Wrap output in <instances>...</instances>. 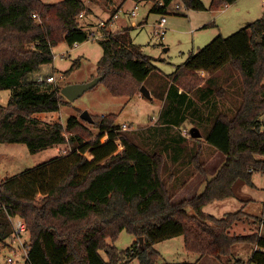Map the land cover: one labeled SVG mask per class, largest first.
Here are the masks:
<instances>
[{"label":"trees","instance_id":"1","mask_svg":"<svg viewBox=\"0 0 264 264\" xmlns=\"http://www.w3.org/2000/svg\"><path fill=\"white\" fill-rule=\"evenodd\" d=\"M172 1L156 0L150 11L166 14ZM178 1L199 11L218 10L236 0H211L208 6L201 0ZM81 12L89 13L83 0H0V89L11 90L7 104H0V143H24L30 153L69 145L64 153L0 180V242L13 236L11 218L18 216L29 238V264H127L133 258L139 264H193L160 261L154 244L178 235H183L187 251L211 255L221 263L226 259L224 264H264V236L258 230L264 222V205L260 215L243 208L220 218L202 213L205 204L235 195L237 182L253 187L252 175L264 174V13L189 53L169 76L168 89L153 90L154 96L164 98L167 116L173 96L180 99L189 91H201L199 84L209 78L197 71L212 73L228 65L242 80L241 101L233 116L211 117V127L204 133L206 142L224 156L223 163L208 177L204 162L193 152L190 161L205 176L204 185L175 201L164 177L167 162L161 152L150 153L137 144L113 114L93 118L96 133L73 115L63 125L58 115L60 88L38 80L40 75H53L44 67L53 62L55 45L87 40L90 30L80 25ZM99 42L103 54L97 75H104L100 82L112 95L132 97L142 84L148 85L155 67L127 30L109 32ZM117 140L123 145L119 152ZM171 148L172 162H178L183 146ZM187 206L195 213H188ZM244 220L256 228L230 233ZM123 230L136 240L118 249L114 242ZM243 243L252 246L248 258L232 259L235 246Z\"/></svg>","mask_w":264,"mask_h":264},{"label":"rangeland","instance_id":"2","mask_svg":"<svg viewBox=\"0 0 264 264\" xmlns=\"http://www.w3.org/2000/svg\"><path fill=\"white\" fill-rule=\"evenodd\" d=\"M59 1L62 0H43L45 3H56ZM83 1L86 7L90 9L89 14H92V16H88L93 19L86 17L88 13L81 12L82 16L87 18L86 20L85 17L78 16L81 26L90 30L92 25H86L85 23L88 21L96 22L97 19H106L112 14V11H115L117 17L112 24L113 30L120 29L121 26L127 27L128 36L132 43L140 49L142 54L151 57L155 69L147 79L148 85L145 86L150 90L152 98H146L140 91L132 97L114 96L102 82H99L73 101H69L63 96L58 111L61 123L64 125L70 116H77L96 133L97 128L79 117L83 110L88 111L92 118L96 116L102 117L107 114L116 115L115 122L118 125L122 123L128 124L126 132L132 135L133 140L137 144L146 148L150 153L157 151L163 154L167 162V171L164 173V177L168 180V188L173 192L175 201L188 198L194 193L201 191L205 176L195 170L193 162L190 161V155L197 151L198 157L204 162L205 175L208 177L214 175L223 163L224 156L206 142L204 133L211 127V117L219 113L233 116L236 107L241 101V77L228 65L212 73L197 71L200 76L209 79L206 83L201 82L199 84L201 91H189L184 98L180 99L177 96H173L169 103L171 109L167 116L163 115V111L166 110L164 98L154 96L153 90L162 91V89H168L171 84L169 76L173 75L178 67L186 61L189 53L197 51L218 35L228 36L246 24L260 18L264 13V0H236L234 3L227 5L225 13H220L221 16L218 20L210 22L204 28L201 27V30L194 28L190 9H186L181 3L180 5L183 8L180 13L176 11L175 5L180 3L178 0L171 2L166 14L150 11L153 2L156 0H140L139 2L135 0H122V2L113 0L111 7H109V0ZM134 5L138 6V15L130 17L128 14L131 10H134ZM161 16H165L167 19L163 40L154 33V25ZM188 19L193 26H191ZM131 22L135 24L131 25ZM141 23L143 24L140 25ZM136 24L138 25L135 26ZM93 26L95 27V25ZM191 28L193 32H191ZM198 30L201 31L200 34H203L201 38L205 36V39L200 41V44V34H196ZM99 41L85 40L79 43L76 42L73 45H69L66 41H61L55 45L52 48L53 62L44 67V71L51 72L55 76V81L49 83L61 89L69 83H82L98 76L97 62L103 54V48ZM76 61L78 62L71 72L65 74ZM179 92H181V88H179ZM10 96V89H0V104L6 105ZM261 120L263 122L262 129L264 130V113L261 115ZM191 127H197L201 132V136L197 140H194L195 138L189 135ZM66 136H69V133H66ZM106 138V135L103 136L101 141H105ZM175 145L183 146V154L177 160L178 162L173 163L172 156L174 151L171 146ZM117 146V152L123 149V145L119 140H117ZM56 147H59V149ZM68 149V144H61L48 147L37 153H30L24 143L1 142L0 180L15 176L60 153H64ZM85 156L89 160L92 159L88 152H85ZM252 181L256 184L254 189L261 190L262 195L264 193V174L254 173ZM246 186L241 182H237L235 195L205 204L202 207V213L220 218L227 213L242 209V202L246 203V201H242L241 198H245L248 194L252 195L251 188ZM258 206L260 205L252 203L249 209L254 213L258 211ZM186 210L190 214L195 213L190 206H187ZM245 211L248 210L246 209ZM254 228L256 227L251 224L250 220H244L234 224L230 229V233H249ZM19 236L22 244L29 243L27 232L23 231ZM14 239L15 236L13 235L5 242H0V260L7 256L14 257L13 249L20 251V254H22L20 242L18 240L13 241ZM183 240V235H178L154 244V247L161 253L160 261L224 264L226 259L221 260V263L211 255L201 256L187 251ZM132 241L133 235L123 230L119 233L114 244L118 249H125L130 246ZM251 247V245L244 243L236 245L232 259L234 257L247 259L248 254L251 252ZM100 254L105 257L104 251H100ZM16 259L21 264L22 259L20 257ZM127 264H139V261L133 258Z\"/></svg>","mask_w":264,"mask_h":264},{"label":"built area","instance_id":"3","mask_svg":"<svg viewBox=\"0 0 264 264\" xmlns=\"http://www.w3.org/2000/svg\"><path fill=\"white\" fill-rule=\"evenodd\" d=\"M137 5H135L134 10L131 11V15L135 16L137 15V11L135 9H137ZM183 7L177 3L175 5V9L176 10H181ZM36 16L35 14L33 15V17ZM79 16H82V13L79 14ZM117 16V14H113L112 18H115ZM166 22L167 19L165 16H161L160 19L157 21V23L154 25V33L155 35L160 38L161 40L164 39L165 36V32H166ZM109 29H108V24L106 23L105 19H98L96 22L95 27H91L90 28V32L88 34L87 40H102L104 38H106V36L109 34ZM111 33V32H110ZM39 81H47V82H54L55 81V76L53 75H49L47 77H44L42 75H40L38 77ZM120 129L121 130H127L128 129V124L126 123H122L120 125ZM57 149H59V147H56ZM264 211V210H263ZM12 224L14 227V236L15 239L13 241L18 240L20 242V245L22 246V254H20V251L13 249V254L14 257L11 256H7L4 257L3 259L0 260V264H19L18 260L16 259L17 257H20L22 259L21 264H29V244L28 243H21V239L20 236L21 233L24 231V222L23 220L18 217H12Z\"/></svg>","mask_w":264,"mask_h":264},{"label":"crops","instance_id":"4","mask_svg":"<svg viewBox=\"0 0 264 264\" xmlns=\"http://www.w3.org/2000/svg\"><path fill=\"white\" fill-rule=\"evenodd\" d=\"M136 2H139L140 0H135ZM146 1V0H145ZM239 1V0H238ZM119 2H122V0H119ZM203 2V4L205 5V6H208V4H209V0H203L202 1ZM112 3H113V0H109V7H111V5H112ZM135 6V5H134ZM226 7L227 6H225V7H223V8H221V9H218V10H209V9H205V10H199V11H196V10H191V20H192V22H193V25H194V28H198V29H200L201 30V27H206V26H208V24L210 23V22H215L216 20H218V18L221 16L220 15V13H222V12H224L225 10H226ZM137 9H138V7H137ZM137 9H135L136 11H137ZM90 10V9H89ZM132 11V10H131ZM90 13V12H89ZM87 14V16L86 17H88V19H93L92 17H90V16H88V15H91L92 16V14ZM225 13V12H224ZM223 13V14H224ZM113 14H117V13H115V11H112V14H110L109 15V17L108 18H106L105 20H107V19H111L112 18V16H113ZM137 15H138V13H137ZM137 15H135V16H137ZM128 16H130V17H135V16H132L131 15V12L128 14ZM82 17H85V16H82ZM85 17V18H86ZM117 17V16H116ZM115 17V18H116ZM115 18H113V19H111L110 20V24H108L109 25V31L111 32V33H115V32H117V31H124V30H127L128 28L127 27H125V26H121V28L120 29H115V30H113V28H112V24H113V21H115ZM188 18V17H187ZM86 20H87V18H86ZM98 20V19H97ZM97 20H96V22H97ZM188 21H189V19H188ZM96 22H87V23H85L86 25L87 24H89V25H92V27H93V25H96ZM133 23L134 22H131V25H133ZM167 23V22H166ZM189 23L191 24V22L189 21ZM135 24V23H134ZM143 23H141L140 25H142ZM138 24H136L135 26H137ZM192 24H191V26H193ZM133 27V26H132ZM193 29L191 28V32H193L192 31ZM200 30H198L197 32H196V34H200ZM115 31V32H114ZM128 31V30H127ZM203 34H200L199 35V44H200V41H202L203 39H205V36H203L202 38H201V36H202ZM201 38V39H200ZM253 187H250V186H246V187H250L251 188V191H252V195H247L245 198H241V200L242 201H246V203L245 202H242L243 203V209H247L248 211H246L247 213H249V214H253V215H260L261 214V212H262V210H263V205H264V193H262V195H261V190H255L254 188H256V184H255V182L253 181ZM250 190V189H249ZM242 194V193H241ZM244 195V194H243ZM259 204L260 206H258L259 207V209H258V211H256V212H254V213H252L253 211H251V209H249V206H250V204ZM250 210V211H249ZM259 233L262 235V236H264V222L259 226ZM136 240V237H134L133 236V241L132 242H134ZM250 254V253H249ZM248 254V255H249ZM248 258V257H247Z\"/></svg>","mask_w":264,"mask_h":264},{"label":"water","instance_id":"5","mask_svg":"<svg viewBox=\"0 0 264 264\" xmlns=\"http://www.w3.org/2000/svg\"><path fill=\"white\" fill-rule=\"evenodd\" d=\"M103 77H104V75L101 74V75L93 77L91 80L86 81V82L69 83L60 89V93L64 97H66L69 101H73L76 98H78L79 96H81L86 90L94 87L97 83H99L103 79ZM139 91L146 98H149V99L152 98L150 90L144 84L141 85ZM79 117L81 119L87 121L88 123L93 122V118H92L91 114H89V112L86 110H83L80 113ZM189 135L192 138H199L201 136V132L199 131V129L197 127H191L189 130ZM142 240H143V238L139 237V241L142 242Z\"/></svg>","mask_w":264,"mask_h":264}]
</instances>
